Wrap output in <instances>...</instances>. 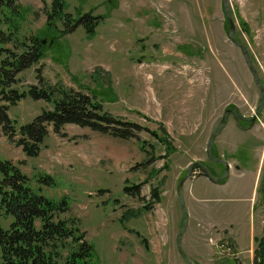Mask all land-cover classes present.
I'll use <instances>...</instances> for the list:
<instances>
[{
  "label": "rangeland",
  "instance_id": "obj_1",
  "mask_svg": "<svg viewBox=\"0 0 264 264\" xmlns=\"http://www.w3.org/2000/svg\"><path fill=\"white\" fill-rule=\"evenodd\" d=\"M62 1L64 24L47 25L50 0H13L18 16L5 11L8 23L0 12V59L21 53L29 37L42 53L15 74L11 87L54 86L49 100L26 95L8 105V117L18 127L50 109L62 91H80L114 119L134 124L136 136L74 124L53 133L48 126L37 155L28 157L0 130V158L32 186L36 174L53 178V186L40 185L41 193L67 197L68 211L59 216L77 218L97 264H188L175 247L182 221L175 186L191 161L214 176L221 172L204 153L209 133L225 106L249 116L259 97L241 51L227 38L222 2ZM228 3L234 38L246 47L264 88V0ZM83 13L91 17L85 18L88 31L82 20L72 21ZM210 151L228 162L229 172L215 183L195 167L184 181L188 220L181 247L195 264H255L264 214V104L249 129L228 118ZM132 184L136 192L127 195L123 185Z\"/></svg>",
  "mask_w": 264,
  "mask_h": 264
},
{
  "label": "trees",
  "instance_id": "obj_2",
  "mask_svg": "<svg viewBox=\"0 0 264 264\" xmlns=\"http://www.w3.org/2000/svg\"><path fill=\"white\" fill-rule=\"evenodd\" d=\"M18 8L13 0H0V12L5 16L6 23L9 15L18 16ZM64 9L62 0H50L47 25L53 24L54 19H62L64 24L68 17ZM85 18L91 17L83 13L72 21L76 23L82 20L81 23L88 31ZM29 42L30 44L20 43L21 53L0 59V130L8 140L13 139L20 146L24 155H37L48 134V126L53 133H58L64 124H74L123 139L136 136L129 128L134 124L114 119L101 110L98 100L72 90L62 91L58 98L51 101L50 109H42L30 121L15 127L7 115L8 105L26 95L32 99L49 100L54 91V86L45 84L46 82L40 83L39 87L30 85L25 91H17L11 87L16 82L17 72L42 57L38 41L29 37ZM180 46L186 55L190 54L184 49L185 45ZM33 180L34 186L28 183V178L9 160L0 158V219L6 221L4 227L0 225L2 264H97L92 245L85 240L77 218L59 216L68 211L67 197L62 195L51 198L41 193L40 185L53 186V178L41 173L36 174ZM137 187V184L123 185V191L131 195L136 192ZM156 190H150L153 201L158 200ZM127 212L129 216L134 215L131 211ZM255 245V264H264V214L261 235Z\"/></svg>",
  "mask_w": 264,
  "mask_h": 264
},
{
  "label": "water",
  "instance_id": "obj_3",
  "mask_svg": "<svg viewBox=\"0 0 264 264\" xmlns=\"http://www.w3.org/2000/svg\"><path fill=\"white\" fill-rule=\"evenodd\" d=\"M221 2H222L224 17L227 21V30H226L227 38L234 46H236L241 51V54L243 56V59L245 61L246 66L248 68V71L251 74L253 82L258 88L259 97H258V100L256 103V109H255L254 114H253V116H255L258 109L264 104V88L262 87V84L259 80L257 72L252 65V62L250 60V57H249V54H248L246 47L234 38V23H233L231 15H230V10H229L230 7H229L228 0H221ZM228 112L232 113L233 117L237 121V113L233 109H227V108L224 109L222 111V114L220 116V119H219L217 125L209 133V136L206 140L205 148H204V153L209 160L222 165L223 168H222L221 173L214 176V175L210 174L208 169L201 162L191 161L188 164V166L186 167L185 172L179 178V180L175 186L176 200H177V203L179 205V209H180L181 214H182V221H181V224H180L178 231L176 233V236H175V247H176V250L178 251V254L181 256V258L185 262H187L188 264H195V263L191 260V258L185 253V251L181 247V235H182V233L186 227V223L188 220V213H187L186 206H185V203L183 200V195H182V185H183L184 181L187 179V177L190 175V173L192 172V169L195 167H197L208 179H210L211 181H213L215 183H219L228 174L229 164L224 159L213 156L211 154V151H210L211 144H212L214 138L217 136V134L222 130V128L225 125L226 116H227ZM252 119H253V117H252Z\"/></svg>",
  "mask_w": 264,
  "mask_h": 264
},
{
  "label": "flooded vegetation",
  "instance_id": "obj_4",
  "mask_svg": "<svg viewBox=\"0 0 264 264\" xmlns=\"http://www.w3.org/2000/svg\"><path fill=\"white\" fill-rule=\"evenodd\" d=\"M233 109L236 113H237V121L235 120V118L233 117V115H232V113H230V112H228V114H227V116H226V121H225V124H226V122H227V119L228 118H231V120L233 121V123H234V125L236 126V127H238L239 129H249V128H251L254 124H255V116H253V114H251V115H249V116H246V115H244L243 113H241L240 111H239V109L236 107V106H229V105H227V106H225L224 108H223V110L224 109ZM255 109H256V107H255ZM222 110V111H223ZM254 113V112H253ZM256 115V114H255ZM252 117H253V119H252ZM242 118V119H241ZM219 119H220V117H219ZM219 119H218V121H219ZM218 121L216 122V124H215V126L217 125V123H218ZM214 126V127H215ZM225 126V125H224ZM213 127V128H214ZM214 156V155H213ZM218 158H220V157H218ZM223 159V158H222ZM225 160V159H224ZM226 161V160H225ZM213 162V161H212ZM215 163V162H214ZM216 164H218V163H216ZM223 168V167H222ZM221 171H222V169H221ZM211 173V172H210ZM221 173V172H220ZM219 173V174H220Z\"/></svg>",
  "mask_w": 264,
  "mask_h": 264
}]
</instances>
